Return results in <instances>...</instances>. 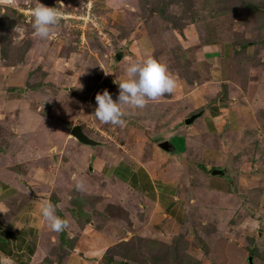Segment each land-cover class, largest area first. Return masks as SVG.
<instances>
[{"label": "rangeland", "instance_id": "1", "mask_svg": "<svg viewBox=\"0 0 264 264\" xmlns=\"http://www.w3.org/2000/svg\"><path fill=\"white\" fill-rule=\"evenodd\" d=\"M39 2L63 12L47 39L33 34L32 10L37 0H25L18 4L19 9L6 10L0 17V83L11 80L12 84L0 89V100H15L13 117L19 122L17 133H2L5 139L0 140L1 155L6 153V144H12L14 150L12 157L10 153L5 155V160L15 155L23 162L20 169L24 170L30 155L44 153L54 143L38 138L40 131H50L58 123L66 132L80 125L85 135L97 142L87 145L71 135L66 139L56 133L53 145L61 164L78 161L83 153L86 164L91 160L88 164L94 169L133 160L134 144L137 142V149L144 147L147 139L138 138L145 132L144 126L129 120L137 122L135 118L139 119L140 113L144 112L146 118L152 112H146L147 106H126L123 126L101 123L92 115L95 95L107 89L115 99L119 89L114 81L127 78L129 64L147 56L158 59L165 50L174 51L179 40L197 37L193 45L202 44L207 56L210 45L219 49L214 52L221 58L219 68H204L212 71L215 78L227 81L220 88H225L222 97L233 116L229 113L221 120L231 121L232 126L221 135L209 133L205 107L183 118L180 127L197 125L187 129V138L176 135V129L168 133H174L169 143L175 151L186 152L179 158L181 180L177 179L180 166L171 158L169 162L167 156L158 158L159 163L155 161L156 169L160 165L162 170L154 176L164 177L165 171L174 169L167 175L168 180L160 182L171 191H165L168 196L164 201L166 205L169 202V207L173 196L180 195L186 219L182 225L171 227L169 219L161 217V227L157 224L156 231L139 229L145 238L135 237L113 247L104 264H264V0ZM18 24L24 29L22 33L14 31ZM206 33H212V37L217 33L213 42H206ZM207 79V75L198 78ZM206 101L211 105L209 98ZM6 109L11 108L0 110ZM195 114L200 115L185 124ZM45 121L46 125H42ZM219 170L224 175L214 174ZM82 182V189H77L76 184L67 185L62 193L64 202L73 201L79 218L96 214L94 204L99 201L92 196L87 206L79 193L91 188L93 195L100 196L94 183L90 186ZM124 191L135 193L126 187ZM17 197L27 195L21 190ZM10 202L19 203L16 197ZM124 211L122 217L128 219L129 210ZM161 211L157 215H162ZM131 230L136 233L134 227Z\"/></svg>", "mask_w": 264, "mask_h": 264}, {"label": "crops", "instance_id": "2", "mask_svg": "<svg viewBox=\"0 0 264 264\" xmlns=\"http://www.w3.org/2000/svg\"><path fill=\"white\" fill-rule=\"evenodd\" d=\"M22 2L25 0H0V17L6 10L11 12L19 9L18 4ZM196 38H183L179 40L180 43L174 51L168 49L169 51L165 50L159 55L158 60L167 65L177 84L171 94L165 93L157 100L147 103L146 112H152V116L144 118V112H142L138 116L139 119L135 118L137 122L129 120V122L144 126L145 132H142L138 138L139 140L147 139L144 147L140 145L137 149V142L134 144L133 160H125L121 163L115 161L109 168L105 164L94 169L90 165L91 160L88 159L90 164H86L87 158L83 153L78 161H73L76 164L71 161L61 164L53 144L56 133H60V138L66 136L68 139L70 138V131L66 132V129L64 130L62 125L59 126V123L50 131H40L41 135L39 134L40 137L38 138H42V141L44 139L46 143L51 139V142L54 143L46 152L30 155L26 160L24 170L20 169L23 168L20 165L23 162H20V159L15 155L13 158L5 160L7 153H10L12 157L14 152L13 145L6 144V153L4 155L0 153L1 264H104L108 256L107 252L109 253L113 247L129 242L135 237L141 238L142 236L145 238L141 233L142 230L139 229L145 227L151 230L154 228L156 231V225L160 226L158 221L162 218L164 220L169 219L167 224L171 227L174 224L182 225L184 223L186 213L183 198H180V195L173 196L172 205L167 207L169 202H166L167 205L165 204L164 200L168 196L165 191L169 194L171 191L165 189V185L160 183L168 180L166 179L169 178L167 175L174 169H169V173H165L168 170L165 171L164 177L157 175L156 178L154 174L157 172L160 174L162 167L159 165L160 168L156 169L154 164L155 161L160 162L157 160L161 156H167L168 160L169 158L173 159L180 166L177 170V179L179 178L178 181H180L179 176L182 175L183 169L179 163V158L184 156L186 152L184 150L177 152L174 146H171L172 153H167L159 147V144L170 141L174 133L171 135L168 133L174 129L178 131L176 135L182 134L187 138V129L197 128V125L180 127L183 125V118L190 116L191 111L196 110L195 113H198L205 107H208L206 109L208 115L204 119L209 128V133L221 135L225 128L228 129L232 126L231 121L221 120L222 116L228 118L229 113L232 115L229 106L226 104V99L222 97L224 93L222 90L225 88H220V84H225L227 81L219 80L215 78L212 71L205 70L206 67L210 68L209 70L219 68L218 62L221 64V58L214 53L219 49L206 45L209 46L207 48H210L207 56L202 44L193 45L194 41L197 40ZM211 40L213 42V39ZM211 40L208 42L206 40V42L210 43ZM191 51L192 53L189 54L188 52ZM218 73L223 74L222 71ZM206 75L207 80H198L200 76ZM8 86H12L11 80L0 83V89L2 87L5 89ZM206 98L211 100V105L208 106ZM13 102H15L14 99L6 102L0 100V109L11 108L10 111L8 109L0 110V140L5 139L2 138V133L5 130H8L10 135L18 132L19 122L18 120L14 121ZM239 113L240 111H238V115L241 116ZM9 115L12 116L9 118ZM217 119L222 125L217 124ZM42 125H46V121ZM135 129L133 127V132L137 135V129ZM150 134L153 135L152 138L148 137ZM59 135L57 136L59 137ZM186 138L183 139L184 142L187 140ZM84 159L85 163H81ZM73 176L76 179H73ZM78 181H84L90 186L94 183L100 189V196L93 195L91 188L89 191L82 190L83 192L79 193L84 196L87 206L93 199L92 196L99 198V201L94 204L98 212L96 214L90 213V217L79 218L73 201L66 203L62 200L65 187L77 184ZM116 184L119 185L116 186ZM125 187L135 193L132 194L130 191L125 193ZM21 190L25 191L27 197H17ZM13 197L18 199L17 205L10 202ZM45 200L58 205L56 214L60 217L63 218L68 215V218H64L68 219L69 225L63 231H53L42 218L38 204ZM138 207H141L142 213H140L141 210L140 212L137 211V209L139 210ZM126 208L129 210L128 219L125 216L122 217L123 214H121L127 210ZM156 208H158L157 211H155ZM159 210H162L160 216L157 215ZM153 219L156 220L151 223ZM126 225L129 227L125 229ZM133 227L136 229V233L131 230ZM63 235L66 243H72V247L71 249L66 248L67 254L60 259ZM113 264L115 263L113 262Z\"/></svg>", "mask_w": 264, "mask_h": 264}, {"label": "clouds", "instance_id": "3", "mask_svg": "<svg viewBox=\"0 0 264 264\" xmlns=\"http://www.w3.org/2000/svg\"><path fill=\"white\" fill-rule=\"evenodd\" d=\"M32 11L33 34L42 40L49 38L59 23L63 12L57 7L45 6L39 0H37ZM14 31L22 33L24 29L18 24ZM126 77L119 82L117 79L114 81L118 84L119 89L115 99L107 89L95 95L96 107L92 115L101 123L123 126L124 117L127 114L126 106L143 109L149 101H155L165 93L171 94L177 84L167 65L152 56L129 64L126 68ZM73 179H76L75 176ZM76 187L82 189L83 182L78 181ZM38 206L42 218L53 231L60 232L68 227V219L56 214L58 205L45 200L40 202Z\"/></svg>", "mask_w": 264, "mask_h": 264}, {"label": "water", "instance_id": "4", "mask_svg": "<svg viewBox=\"0 0 264 264\" xmlns=\"http://www.w3.org/2000/svg\"><path fill=\"white\" fill-rule=\"evenodd\" d=\"M199 114H195L192 117H190L189 119H186V124H191L194 119L198 116ZM71 136H73L74 138H76L78 141L87 144V145H92V144H97L96 141H94L93 139L88 138L87 135H85V133L83 132L82 128L80 125H76L72 128L71 132H70ZM159 147L161 149H163L164 151H169L171 152L172 147L171 144L169 143V141H164L162 143L159 144ZM214 174L217 175H224L223 171H214ZM251 258H250V262H251Z\"/></svg>", "mask_w": 264, "mask_h": 264}, {"label": "trees", "instance_id": "5", "mask_svg": "<svg viewBox=\"0 0 264 264\" xmlns=\"http://www.w3.org/2000/svg\"><path fill=\"white\" fill-rule=\"evenodd\" d=\"M13 11H15V10H13ZM220 31H222V30H220ZM215 32H217V31H215ZM205 35H206V40L208 42L209 40L214 39V37H216L217 33H215V36H213V37H212V33H206ZM62 238H63V243H62V246H61L60 259L67 254V249L66 248L71 249V247H72V243H70V242L66 243L64 235L62 236ZM125 243H127V242H125ZM107 255H108V252H107Z\"/></svg>", "mask_w": 264, "mask_h": 264}]
</instances>
